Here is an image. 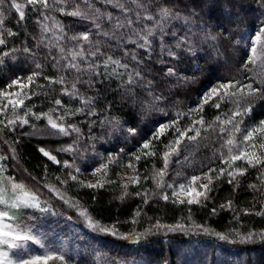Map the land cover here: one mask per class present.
Here are the masks:
<instances>
[{"label":"snow or ice","instance_id":"1","mask_svg":"<svg viewBox=\"0 0 264 264\" xmlns=\"http://www.w3.org/2000/svg\"><path fill=\"white\" fill-rule=\"evenodd\" d=\"M99 0H26V3H19L17 0H0V46L7 47V39L9 37L15 39L18 35L11 28L6 27V22L11 18V13L18 14L20 21H26V7L30 8L36 15V25L41 28V35L37 41V47L43 44L48 49L45 53V60L51 57L50 66L56 71L64 74L58 77L43 75V79L48 85H60L59 92L62 96H67L73 103H78V107H70L65 104L62 98L52 96L54 106L50 107L48 112L31 110V107L25 104L26 100H30L31 96L37 93L30 88H45L46 86L37 85L36 79L42 75L40 69L41 63H35V70L29 71L26 77L16 76L11 78L6 85L7 89L18 87L19 91H6L0 89V114L5 115L7 123L0 120V132L19 124V126L29 125V120L34 118L40 120L41 117L47 120V126L52 130V135H62L65 137L75 138L72 143L66 147L59 148V152H78L81 157L84 156L85 148L81 151L77 145L79 144L82 132L80 127L70 119L79 115L86 118L97 116L96 105L99 103V92L93 96H87L81 93L80 88H84L85 92L98 88L101 81H110L113 77L119 80L118 89L121 91V100L130 109L139 108V115L150 116L156 113L167 116L169 104H174V99L169 94H165L163 90L157 92V88H161L168 82H172L177 86V92L182 87L191 88L192 85L200 83L202 78H207L211 74L221 73L216 77V84L209 87L202 95L198 96L195 109L203 112V106L212 103L216 109L222 107V103L234 105V110L227 120L221 121L219 131H226L224 125L231 124L232 130L229 138L221 147H227L228 154L225 157L223 153L220 155L221 162H226L229 167L226 169L220 167L217 172L213 167H208L207 172L200 175H193L188 183H172L163 182L166 175L170 157L174 154L177 164L192 165L193 160L189 156H184L183 161L179 159L182 155L180 146L182 140L197 142L200 136L198 128H186L183 131L176 129L179 133L173 141L166 146L167 151L163 152L164 168L159 169L153 176L156 180V188L161 189L162 186L171 190L173 203L184 204L189 206L201 204L202 200L207 201L210 193L216 187L213 184V177L209 173H213L217 181L221 177L227 176L229 185L239 184L238 177H244L249 168L256 169L259 173L261 183L264 184V119H260L258 123L247 125L243 119L247 117L252 119V113L259 104H264V71L254 73L252 76L248 74L253 72L249 64L256 65L258 60H264V0H252L258 7L259 14L249 17L245 8L249 5V0H102L104 7L111 8L123 13L121 18L113 12L102 11L97 6ZM53 13H58L62 17L78 18L79 21H87L82 24L80 30H74L67 27L61 18H57ZM135 14V19L130 18V14ZM43 21H51V27ZM254 23V31L248 32L247 25ZM135 25V26H134ZM243 27V30L241 28ZM128 29V31H124ZM195 29V31L193 30ZM67 31H73L74 34L68 37ZM52 32L55 37V43L50 39L48 43H44V33ZM56 33H59L57 35ZM135 37V39H133ZM35 39V37H33ZM62 41H68L72 47L66 48ZM135 45V49L142 50L137 52L135 49L129 50L128 45ZM243 45V47H242ZM57 49V55L52 54V48ZM17 48H9L8 51L0 53V66H6L9 59L16 61L17 57L14 53ZM24 53H30L31 57H35L36 53L32 52L29 47H23ZM111 52L112 54H109ZM119 54L120 58H114ZM100 57H104L103 73L99 71L101 67ZM130 57V61L123 62L125 58ZM147 57V59H145ZM67 61L62 63V61ZM130 64L132 67L130 68ZM163 65L158 71L154 65ZM111 69V71H109ZM123 69L124 71H118ZM2 70V67H0ZM27 70V69H26ZM75 72L70 87L67 86L68 76ZM87 73L89 79H82V75ZM125 75L127 79H125ZM151 77V78H149ZM239 77L249 80L244 83ZM174 78V81H173ZM26 79V83L24 80ZM79 85V87H78ZM55 91V89H49ZM31 94V95H30ZM47 92L45 95L47 96ZM7 101V103H4ZM163 104L164 107H160ZM11 107V116L7 114V110ZM34 107V105L32 106ZM23 112L20 114L17 110ZM111 106H106L100 111L108 113ZM62 112L55 118L51 113ZM181 113H177L179 117ZM241 119L234 123V120ZM220 119L219 116L216 117ZM126 122V121H125ZM99 123L101 127L108 125L113 130H122V121L118 116L104 115L102 119H89V132L92 131L93 124ZM177 123L171 120L167 124L159 123L153 139H159L165 130ZM203 125L205 123L203 116L195 124ZM36 134V124H31ZM242 126H244L242 128ZM209 127H212L209 124ZM134 127L128 129L129 133H135ZM194 132L195 135H188ZM234 133L243 134V146L236 142ZM28 133H23L27 135ZM259 143L253 139L257 136ZM92 135L88 136V140H93ZM8 143L7 140L4 141ZM150 141H145L143 148H149ZM93 149L95 145L91 146ZM259 149V152L257 151ZM235 149V151H234ZM8 151L12 154L9 157L6 154H0V174L7 170V166L16 160V149L9 146ZM39 151L48 160L59 164L60 161L56 155H52L51 150H45L41 147ZM154 154V153H153ZM147 155V153H146ZM103 159V158H101ZM140 157L137 156L136 160ZM236 161L245 162L246 166H235ZM113 161L109 158L108 163H100L93 171L107 175L108 164ZM213 162L209 158V164ZM65 167H71L67 160L63 161ZM75 161H73V164ZM204 165L202 164L201 167ZM128 167H133L131 163ZM77 174L81 173L80 167L75 168ZM177 176L182 175L177 171ZM159 177V179H157ZM59 179V178H58ZM67 179L77 181L78 176L73 175L71 171L67 173ZM202 179L207 183H199ZM139 176L131 178V183L136 184ZM62 180L60 183H66ZM111 183L112 181H107ZM81 185L87 188L95 189L104 187L101 182L87 183L80 181ZM198 185V186H197ZM249 188L257 189L256 184H249ZM128 185L122 186L121 199L127 196ZM54 191V189H50ZM264 195V193H261ZM141 196L140 192L135 193ZM155 195V193H153ZM148 193L142 196L144 203H148ZM168 201L169 195L165 192L161 197ZM61 199H63L61 197ZM68 203V201H65ZM227 207L232 210L235 215L234 219L239 217V213L232 207V201L227 202ZM253 207H255L253 205ZM221 209L225 205H220ZM35 209L41 213H46L49 208L43 207L40 197L36 191L27 187L23 182H17L13 176L4 177L0 175V264H49V261H58L59 264H76V261L63 253L62 249L49 247L43 238L37 235L33 228V222L38 217L35 214H27L26 210ZM217 209H211L215 214ZM246 214L248 209L244 210ZM257 216L264 215V206L260 211L254 213ZM89 228L100 233H110L113 236L118 235L115 227L109 228L101 225L88 215L86 210L79 213ZM140 212H137V216ZM135 222V221H134ZM153 227L159 231L166 229L167 232L175 231H191L193 227L205 234L215 235L219 240L228 243L252 244L264 242V231L255 232L248 231L241 233L238 229H231L230 232H215L203 225H184L176 224L175 226L162 225L157 222ZM152 233V229H146L144 232L119 234L121 239H136L147 237ZM39 246V252L29 248L28 244ZM105 264H135V261H128L123 257H111L105 261ZM165 264L167 262L165 261ZM257 264H264V260L258 261Z\"/></svg>","mask_w":264,"mask_h":264},{"label":"trees","instance_id":"2","mask_svg":"<svg viewBox=\"0 0 264 264\" xmlns=\"http://www.w3.org/2000/svg\"><path fill=\"white\" fill-rule=\"evenodd\" d=\"M19 3H26V0H17ZM102 11L113 12L114 16L119 15L123 18L124 14L111 6L104 7L102 0L97 3ZM246 14L249 17H254L259 14L258 7L252 0H249V5L245 8ZM57 18H61L58 13H53ZM26 21H20L18 14L13 10L11 18L6 22V27L11 28L18 35L15 39L9 37L7 39V47L0 46V53L8 51L9 48L15 47L18 49L14 53L17 57L16 61L9 59L6 66L0 70V89L6 91H19L18 87L7 89L6 85L11 78L16 76L26 77L29 71L35 70V63H41L40 69L42 75L35 78L37 85L46 86L45 88L34 87L30 88L37 93L31 96L30 100H26L25 104L31 107L34 112H48L50 107H53L52 96L62 98L65 104L70 107H78V103H73L69 97L62 96L59 92L60 85H48V82L43 79V75L58 77L64 74L62 71L57 72L56 69L50 66L51 57L45 60V53L48 52L43 44L37 47V41L41 35V28L36 25V15L26 7ZM130 18L135 19V14H130ZM62 22L69 28L80 30L82 24H87V21H79L78 18L62 17ZM51 27V21H43ZM135 26V25H134ZM254 23L247 25L248 32L254 31ZM243 27L241 30H243ZM195 31V29H193ZM124 31H128L125 29ZM59 35V33H56ZM68 37H71L74 32L67 31ZM45 41L52 40L55 43V37L52 32L44 33ZM35 37V39L33 38ZM135 39V37H133ZM66 48L72 47L68 41H62ZM23 47H29L32 52L36 53L35 57H31L30 53H24ZM129 50L135 49V45L129 43ZM243 47V45H242ZM138 53L142 50L135 49ZM52 54L57 55V49L52 48ZM109 54H112L109 52ZM114 58H120L119 54ZM104 57H100L101 67L100 72L103 73ZM147 59V57H145ZM130 61V57L125 58L123 62ZM67 61H62L66 63ZM132 64H130V68ZM158 71L163 65H154ZM253 69L248 75L264 71V60H258L256 65L249 64ZM27 69V70H26ZM111 71V69H109ZM123 72V69H118ZM221 73L209 75L207 78H202L200 83L192 85L189 89L186 86L179 89L172 82H168L161 88H157V92L163 90L165 94H169L170 98L174 99V104H169L168 115L164 116L156 113L150 116L139 115V108L130 109L121 100V91L118 89L119 80L113 77L110 81H101L100 77L97 80L100 82L98 88L85 92L82 87L80 91L87 96H93L99 92V103L96 105L97 116L86 118L79 115L77 117L66 118L76 123L82 132L81 141L88 147L94 144V151L101 153L106 157V163L109 158L113 161L108 164L107 172H119L121 168L128 167L131 163L133 167H129L130 171L136 172L134 176H139V181L136 184H128V195L121 199L122 185H112L105 179L101 182L104 187L95 189L87 188L81 185L80 181H72L67 179V173L71 171L75 175L72 167H65L60 161L56 164L39 151L41 147L45 148L53 144L46 140H38L28 136L31 133V124H36L37 129L47 122L41 117L40 120L31 118L29 125L24 128L27 131L20 130L19 124L5 129L0 132V154H6L11 157L8 151L9 146L16 149V160L12 161L8 166V174L23 181L27 187L41 197L43 202L52 210L47 218L51 221L56 220V226L59 231H64L59 237L67 238L68 242L64 241L59 246H62L63 252L76 261V264H105L106 260L111 257H123L128 261H135V264H257L258 261L264 260V242L257 241L252 244L228 243L219 240L215 235L205 234L202 231L196 230L194 227L191 231H175L167 232L166 229L157 231L153 225L159 224L167 226H175L176 224H192L203 225L215 232L228 233L231 229H238L241 233L248 231L260 232L264 231V215L257 216L254 213L260 211L264 206V184L261 183L259 173L256 169L249 168L244 177H238L239 184L229 185L227 176L221 177L217 181L213 173H209L213 177V184L216 187L210 193V198L201 204L189 206L187 202L184 204L173 203V198L166 187L161 189L156 188V180L153 179L157 170L164 168L163 152L167 151L166 147L170 141L179 135L176 129L183 131L186 128H198L200 136L197 137V142L190 143L185 137L182 140L180 151L182 155L179 159L183 161L184 156H189L194 161L192 165L177 164V157L173 154L170 157V162L166 175L163 177V182L181 183L190 181L193 175H200L202 172H207L208 167H213L219 171L220 167L228 168L226 162H221L220 155L228 154L227 147H221L229 138V133L232 130V125H224L226 131H219L221 121L227 120L231 116L234 105L222 103L220 109H216L211 102L203 106V112H198L190 109H195L198 96L202 95L209 87L216 84V77ZM77 74L73 71L68 76L67 86L70 87L74 77ZM82 79H89L87 73L83 74ZM127 79V76L124 77ZM151 78V77H149ZM244 83L249 80L239 77ZM174 81V78H173ZM26 83V79L24 80ZM79 87V85H78ZM55 89V91H49ZM48 93L47 96L45 93ZM31 95V94H30ZM7 103V101H4ZM34 105V107H32ZM106 106H111L108 113L100 111ZM160 107H164L163 104ZM23 115V112L17 110ZM177 113H181L177 117ZM7 114L11 116V107L7 110ZM53 117L59 116L62 112L51 113ZM104 115L118 116L122 121V130H113L108 125L101 127L99 123L93 124L91 133L89 132V119H102ZM252 119L244 117L247 125L258 123L260 119H264V104H259L255 107V111L251 114ZM201 116L205 123L193 125V121H198ZM220 119L217 120L216 117ZM237 117L234 123L240 120ZM0 120L7 123L5 115L0 114ZM171 120H176L174 126L167 128L159 139H153L159 123L167 124ZM126 121V122H125ZM209 124L212 127H209ZM136 128L135 133H129L128 129ZM244 126H242L243 128ZM3 128V125H0ZM23 133H28L23 135ZM243 134L234 133L236 142L243 146ZM92 135L93 140L89 141L88 136ZM188 135H195L194 132H189ZM257 136L254 140L259 143ZM8 143L5 144L4 141ZM145 141H150L149 148L142 147ZM235 151V149H234ZM259 152V149L257 148ZM147 153V155H146ZM154 153V154H153ZM139 156L140 159L136 160ZM209 158L213 162L209 164ZM128 163V164H127ZM204 165L201 167V165ZM235 166H246L243 161H236ZM134 168V169H133ZM177 171L182 175L177 176ZM133 172H130L132 174ZM101 175L105 176L101 173ZM107 177V176H106ZM59 178V179H58ZM159 179V177H157ZM62 180H67L66 183H60ZM204 180V179H203ZM205 181V180H204ZM207 181V180H206ZM249 184H256L257 189H251ZM54 189V191H50ZM140 192L141 196H136L135 193ZM167 193L169 200H163L162 194ZM148 193V203H144L142 196ZM155 193V195H153ZM61 197L63 199H61ZM232 201V207L239 213V217L234 219L235 213L229 210L227 202ZM68 201V203H65ZM220 205H225L224 209ZM253 205L255 207H253ZM216 208L215 214H212L211 209ZM245 209L249 213H245ZM81 210H86L88 215L101 225L109 228L115 227L118 235L113 236L110 233H100L89 228L82 216L79 215ZM140 215L137 216V212ZM54 213H59L54 215ZM51 215L53 218H51ZM46 218V219H47ZM135 221V222H134ZM152 229V233L147 237L136 239H121L119 234L144 232L146 229ZM70 231L72 235L70 236ZM67 251V252H66Z\"/></svg>","mask_w":264,"mask_h":264},{"label":"rangeland","instance_id":"3","mask_svg":"<svg viewBox=\"0 0 264 264\" xmlns=\"http://www.w3.org/2000/svg\"><path fill=\"white\" fill-rule=\"evenodd\" d=\"M28 126V125H27ZM26 127V125L22 126L20 128V130H24V128ZM27 131V129H26ZM24 130V132H26ZM33 129H31V133L28 134V136L34 137L35 139L38 140H46L48 142H53V144H51L50 146L45 147V150H51L52 155H56L57 159L59 161H61L63 163V161L67 160L69 162V165H72L71 167L73 168V171H75L76 167H80L81 169V173L77 174L75 172V175L78 176V181H83L85 184L87 183H97L102 182L104 179L106 181H112L110 184L112 185H122V184H129L131 182V178L134 177V175H136V172H133V170H129V167H125V168H121L119 169L120 171L117 172L116 175H114V173H108L107 172V177L101 175V173H96L95 175H93V171L96 167H99L100 163H106V157H103V155L101 153H98L97 151H94L92 148L88 147L86 144H84L81 140L79 142V144L77 145V147L83 151L85 148H87V151L84 152V156L81 157L79 155L78 152H59V148L61 147H66L67 145L72 143V140L75 138V134L72 135V137H65L62 135H52L51 132L52 130L47 126V122L44 123L43 125H41L38 129H36V134H33ZM103 158V159H101ZM73 161H75V163L73 164ZM3 163V162H0ZM64 164V163H63ZM128 164V163H127ZM134 169V168H133ZM130 172H133L132 174H130ZM4 177L7 176H12L10 174H8V170H6L3 174ZM14 177V176H13ZM16 178V177H14ZM17 182H23L20 181L16 178ZM129 182V183H128ZM189 182V181H188ZM187 181H183L181 183H188ZM208 181H204L203 179L201 181L198 182L199 183H207ZM179 183H176V185L178 186ZM198 186V185H197ZM170 194H171V190L167 189ZM40 197V196H39ZM173 198V197H172ZM176 199V198H173ZM185 202H186V198ZM40 201L43 207H47L49 208V211L46 213H41L35 209H29L26 210L27 214H35L36 217H38L37 219L34 220L33 222V228L34 231L37 235L41 236L44 240V242L52 248H58V249H62V246H59L60 244H62L64 241L68 242L67 238H62L60 234H64V231H59L57 226H56V220L53 218V216L51 215V218H53L51 221L49 220V218H47L50 214V212L52 211L50 209L49 206H47L43 200L40 197ZM59 213H54V215H57ZM48 215V216H47ZM47 218V219H46ZM72 231H70V236L72 235L71 233ZM29 248L39 252V246L36 245H32L31 242H29L28 244ZM63 251V249H62ZM67 252V251H66ZM64 253V252H63ZM49 264H59L58 261H49Z\"/></svg>","mask_w":264,"mask_h":264}]
</instances>
